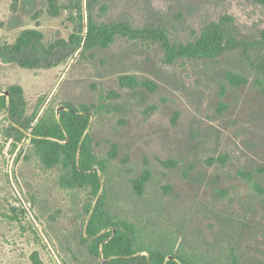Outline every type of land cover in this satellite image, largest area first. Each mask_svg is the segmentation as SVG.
I'll list each match as a JSON object with an SVG mask.
<instances>
[{
	"label": "rangeland",
	"instance_id": "obj_1",
	"mask_svg": "<svg viewBox=\"0 0 264 264\" xmlns=\"http://www.w3.org/2000/svg\"><path fill=\"white\" fill-rule=\"evenodd\" d=\"M81 12L85 24L91 16L164 29L175 44L222 22L228 37L253 43L264 29V4L0 0L1 44L35 28L46 47L55 45L36 68L0 59V93L20 85L27 117L36 107L38 116L53 117L67 102L91 107L88 133L104 168L105 210L135 225L139 254H181L199 264H230L232 257L238 264H264V195L252 184L264 185V75L256 67L264 64V43L169 62L158 41L118 35L106 47L71 52L60 41L79 32ZM228 72L247 81L231 84ZM121 75L148 79L155 87L122 86ZM29 132L16 140V129L0 110V264H32L34 251L44 264H105L82 238L87 207L95 201L90 188L65 185L70 174L60 164L45 167ZM143 168L150 178L139 195L131 180Z\"/></svg>",
	"mask_w": 264,
	"mask_h": 264
},
{
	"label": "trees",
	"instance_id": "obj_2",
	"mask_svg": "<svg viewBox=\"0 0 264 264\" xmlns=\"http://www.w3.org/2000/svg\"><path fill=\"white\" fill-rule=\"evenodd\" d=\"M264 4V0H256ZM79 32L70 34L67 40H62V46H66L71 52L88 50L93 46L106 47L118 36H126L130 39H142L158 41L163 47L169 62L176 57L194 59L215 58L231 48H242L247 51L250 46L264 43V29L260 32V39L256 42H248L228 37L222 22L212 21L201 28L199 36L186 43H172L164 29L160 28H134L122 22L110 24L96 22L91 16L87 23H83L82 12L79 14ZM85 34L81 35V31ZM42 33L35 28L21 31L13 43H0V59L5 63L15 62L23 68H36L41 66L42 58L55 49V45L47 47L43 43ZM48 65L52 64L50 62ZM256 67L264 75V64ZM231 84L245 83L246 78L232 72L226 74ZM119 82L122 86L134 87L141 83L151 89L155 87L150 80L138 82L134 75H121ZM10 95L0 94V110L6 112V119L11 128H15L20 140L24 131L29 133L31 144L37 153L39 160L47 168L60 164L67 169L70 177L65 183L67 186L89 187L90 194L95 197L93 204L87 207V219L82 235L83 241L88 243L89 250L95 255H102L108 259L105 264H199L181 254H173L174 259H167L168 254L148 250L149 259L139 254L134 247L136 239V227L126 220H114L105 210L106 197L101 188V180L98 171L90 172L94 166L104 170L101 161L96 157L92 139L87 132L90 124V108L87 105L75 107L72 103H64L66 109L60 110L53 117L38 116L40 111L36 107L33 113L25 115V98L23 88L20 85L8 87ZM11 137L10 134L7 135ZM67 138L69 139L66 142ZM15 146V143H14ZM77 157L78 163L77 165ZM166 165L174 163L162 161ZM250 179V174L247 175ZM150 178L148 168H143L139 176L132 179L134 190L142 194L145 183ZM254 189L264 195V185L253 181ZM15 210L16 208H12ZM115 227V231H113ZM23 228V227H22ZM32 264H44L37 251L29 255ZM230 264H238V259L232 257Z\"/></svg>",
	"mask_w": 264,
	"mask_h": 264
},
{
	"label": "water",
	"instance_id": "obj_3",
	"mask_svg": "<svg viewBox=\"0 0 264 264\" xmlns=\"http://www.w3.org/2000/svg\"><path fill=\"white\" fill-rule=\"evenodd\" d=\"M0 94H3V95L8 97L10 95V90L8 88L7 89H3ZM63 109H66L65 105H60V106L57 107V109H56L57 117H58L59 111L63 110ZM87 132H88V129H87ZM28 134H29V136H32L31 133H28ZM68 141H69V139L67 138L66 142H68ZM77 165H79L78 157H77ZM93 171H98V174H99V177H100V180H101V188H102V179H101V174H100V168L98 166H94L90 170V172H93ZM113 231H115V227H113ZM144 255L149 259V252L148 251L144 252ZM167 259H174V255L171 254V255L167 256ZM107 260L108 259H104V262H107Z\"/></svg>",
	"mask_w": 264,
	"mask_h": 264
}]
</instances>
